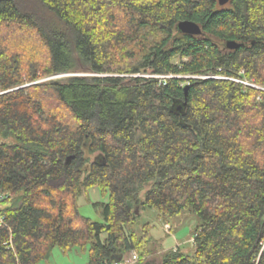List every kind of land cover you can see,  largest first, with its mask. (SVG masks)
Instances as JSON below:
<instances>
[{
  "label": "trees",
  "instance_id": "obj_1",
  "mask_svg": "<svg viewBox=\"0 0 264 264\" xmlns=\"http://www.w3.org/2000/svg\"><path fill=\"white\" fill-rule=\"evenodd\" d=\"M5 30L31 32L42 58L10 51ZM212 76L264 86V0H0V264L87 244L93 264L133 251L142 263L151 236L130 226L144 207L200 218L194 252L157 264H253L264 91ZM92 186L108 193L102 223L79 212Z\"/></svg>",
  "mask_w": 264,
  "mask_h": 264
},
{
  "label": "rangeland",
  "instance_id": "obj_2",
  "mask_svg": "<svg viewBox=\"0 0 264 264\" xmlns=\"http://www.w3.org/2000/svg\"><path fill=\"white\" fill-rule=\"evenodd\" d=\"M226 4L228 6L229 1ZM5 31L9 33L5 32V40H2L9 46L10 51L23 48V50L29 51L31 56L42 58L40 44H38L37 38L31 36V32L29 34L27 30ZM179 61L178 57L173 58V62L178 63ZM65 75H71V73H66ZM179 76L188 77V75ZM223 77L225 76H221L220 78L223 79ZM107 199L108 193H103L97 186L89 187L87 190L82 191L77 198L80 214L89 217L93 221L102 223L101 205ZM199 223L200 218L189 209L183 210L176 216H170L164 219L154 208H141L138 221L132 224L130 229L134 230L138 235H141L143 233V225L147 224L149 235L151 236L150 247H152L154 252L148 255L142 263H139L137 262L138 254L134 251L137 255V260L134 264H154V260H157L159 255L168 249L175 250L179 248V250L187 254H192L195 249L193 243L194 229ZM90 246V244H87L83 248L71 247L66 252L62 251L58 246H55L52 248L49 257L41 260L38 264H93L90 262ZM130 256L131 253L126 255V258ZM155 263L157 264V261Z\"/></svg>",
  "mask_w": 264,
  "mask_h": 264
},
{
  "label": "built area",
  "instance_id": "obj_3",
  "mask_svg": "<svg viewBox=\"0 0 264 264\" xmlns=\"http://www.w3.org/2000/svg\"><path fill=\"white\" fill-rule=\"evenodd\" d=\"M65 74H60V75H56L55 77H61V76H64ZM145 76H150V77H155V78H168V77H171L173 75H158V74H146ZM212 77H218L220 78L221 76H212ZM223 79H230L234 82H237V83H241L245 86H249V87H253V88H256V89H259V90H262L264 91V86H261V85H258L257 83H255L253 80H247L241 76L239 77H223ZM3 200V197L0 198V202ZM0 208H1V205H0ZM4 223V216L0 213V226L3 225ZM264 253V239L260 241V248H259V251L258 253L256 254V256L254 257V261H253V264H262L260 262V256L261 254ZM137 260V255L136 253L133 251L131 252V256L129 258H122L121 260H114L110 263H103V264H134V262Z\"/></svg>",
  "mask_w": 264,
  "mask_h": 264
},
{
  "label": "water",
  "instance_id": "obj_4",
  "mask_svg": "<svg viewBox=\"0 0 264 264\" xmlns=\"http://www.w3.org/2000/svg\"><path fill=\"white\" fill-rule=\"evenodd\" d=\"M220 5L226 4L229 0H217ZM177 28L179 31L183 33H189V34H200L201 28L200 26L192 21V20H181L177 23ZM226 48L229 49H235L240 46V43H238L235 40H227L226 43ZM188 89V84L184 86V92L186 93ZM71 156L66 158V163L70 160ZM137 212V211H136ZM116 260H121V257H118Z\"/></svg>",
  "mask_w": 264,
  "mask_h": 264
},
{
  "label": "crops",
  "instance_id": "obj_5",
  "mask_svg": "<svg viewBox=\"0 0 264 264\" xmlns=\"http://www.w3.org/2000/svg\"><path fill=\"white\" fill-rule=\"evenodd\" d=\"M154 261L156 262L157 260H154ZM155 262H154V264H156Z\"/></svg>",
  "mask_w": 264,
  "mask_h": 264
}]
</instances>
